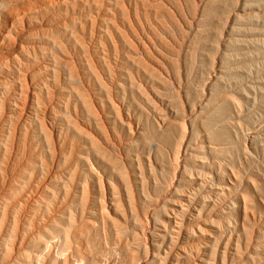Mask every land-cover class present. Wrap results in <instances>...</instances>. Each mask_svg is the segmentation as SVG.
I'll return each instance as SVG.
<instances>
[{"label": "rangeland", "instance_id": "1", "mask_svg": "<svg viewBox=\"0 0 264 264\" xmlns=\"http://www.w3.org/2000/svg\"><path fill=\"white\" fill-rule=\"evenodd\" d=\"M0 264H264V0H0Z\"/></svg>", "mask_w": 264, "mask_h": 264}]
</instances>
